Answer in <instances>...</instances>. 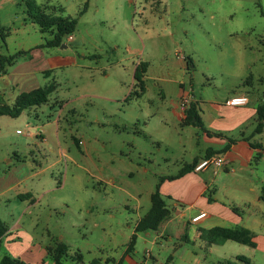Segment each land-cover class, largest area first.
<instances>
[{
  "label": "rangeland",
  "instance_id": "obj_1",
  "mask_svg": "<svg viewBox=\"0 0 264 264\" xmlns=\"http://www.w3.org/2000/svg\"><path fill=\"white\" fill-rule=\"evenodd\" d=\"M36 1L47 14L78 23L73 40H65L67 49H42L60 55L66 63L62 69L50 77L36 73L32 87L14 72L11 76L19 80L20 92L49 85L56 90L47 103L17 118L0 117V170L9 160H21L36 173L24 185L36 203L0 196L6 202L0 204V218L11 226L22 217L27 228L48 230L57 243L77 244L74 249L89 264L103 252L123 251L137 213L151 208L160 176L176 175L192 152L193 128L171 114L181 84L198 101H224L227 88L239 84L244 62L256 55L264 76V49L246 51L249 44L260 47L264 38V0ZM22 4L0 0V56L25 54L52 38L30 22ZM178 49L194 68L162 75L165 55ZM139 62L154 67L143 91L132 72ZM254 89L262 94L264 85L255 82ZM2 95L8 103L16 100ZM29 130L38 136L29 137ZM259 244L264 248L263 241ZM190 248L200 256L193 264H228L251 256V248L232 241L212 249L199 241ZM256 256L257 264H264L263 251L257 249ZM172 264L186 263L177 258Z\"/></svg>",
  "mask_w": 264,
  "mask_h": 264
},
{
  "label": "crops",
  "instance_id": "obj_2",
  "mask_svg": "<svg viewBox=\"0 0 264 264\" xmlns=\"http://www.w3.org/2000/svg\"><path fill=\"white\" fill-rule=\"evenodd\" d=\"M17 1L23 3L27 12L26 0H1V5L6 2L17 3ZM133 2L134 0H128L129 5ZM24 22L26 25L27 21ZM40 45L21 55L22 59H16L13 66H8L7 71L0 74V80L4 81L0 90L5 96L8 93L15 100L23 93L20 92L19 80L11 78L13 72L22 77L25 87H32L36 73L50 77L57 69L60 70L65 66L64 59L57 53L44 54L42 49L45 48L36 49ZM260 45V47L257 44L246 45V51L249 49L253 53L263 50L264 38L260 39ZM61 48L67 49V46L63 44ZM131 53L133 54L134 51ZM165 59V64L161 66L162 75L184 74L194 68L191 58L181 49L176 50L175 54L167 53ZM39 60L42 62L41 66L34 64ZM259 60L256 55L244 62L242 65L244 71L239 77V84H232L227 88V98L224 101H198L193 93L186 91L181 84L182 87L177 93V105L171 110V114L180 120L181 125H184L188 112L193 108L198 121L193 119V123L190 124V128H193L190 129V134L194 143L190 147L192 152L186 154L182 160L184 166L176 175L160 176L158 188L167 213L157 229L137 233L134 252L126 254L127 245L135 232L136 225L150 209L145 214L138 212L137 218L129 226L128 241L123 251L116 255L110 251L103 252V256L95 260H99L101 264H117L120 260L123 261L122 264H172L179 258L186 264L198 263L200 256L189 249V246H195L199 241L210 249L219 245L210 244L203 237L208 230L215 227H242L252 233L255 246L241 245L251 248L249 251L251 256L247 258L251 264H257V249L262 250L264 254V248L259 244L260 241L264 242V202L261 199L264 188V121L259 129L257 114L258 108L264 104V92L260 94L258 89H254L255 82L264 85V76H261L257 69ZM32 62L33 64H30ZM139 64L140 62L135 64L132 69L134 80ZM11 68L15 70L10 71ZM153 69V65L146 62L144 82L146 78H154L151 77L154 73ZM162 80L168 81L165 77ZM186 95L192 96L193 102L184 114L180 108V101ZM241 95L249 99L246 106L231 107L226 104L229 98ZM186 129L189 128L183 127L181 130L184 132ZM39 136L45 139L43 133ZM180 142L185 148L181 139ZM212 155L223 156L224 166L218 169L208 168L200 172H195L193 168L188 169ZM187 157L190 158V162H187ZM7 163V167L3 171L0 170V196H5L6 202L24 201L30 198L32 203H36L33 193L27 192L24 188L25 183L33 179L36 173L29 171L25 162L21 160L18 164H11V160ZM6 202L0 200V204ZM140 208L141 205L138 204L137 209ZM201 213H205L206 216L193 221ZM0 219L8 227V231L0 240V262L4 256H10L26 264H56L48 249L54 248L57 242L52 239L48 230L38 233L35 229L27 228L21 222L22 217L15 219L11 226ZM34 224L38 225L33 220ZM62 239L64 241L63 237ZM67 243L70 256L81 252L74 249L77 244ZM183 249L188 253L183 254ZM62 263L75 264L69 258L64 259ZM79 264H86L85 259Z\"/></svg>",
  "mask_w": 264,
  "mask_h": 264
},
{
  "label": "trees",
  "instance_id": "obj_3",
  "mask_svg": "<svg viewBox=\"0 0 264 264\" xmlns=\"http://www.w3.org/2000/svg\"><path fill=\"white\" fill-rule=\"evenodd\" d=\"M26 8L28 16L32 23L38 25L42 33H52V38L46 40L45 43L41 44L36 49L42 48H59L65 43V38L69 35H73L76 28L78 20L72 17H64L47 14L45 7L39 5L36 0H26ZM260 7V6H259ZM84 12V11H83ZM264 16V12H262ZM2 33V29H1ZM24 55V53H19L12 55L10 57L1 56L0 58V74L7 71L8 66H13L16 62V57L18 55ZM27 54V53H25ZM146 73V65H139L136 70V80L141 88L144 90V75ZM56 90L55 85H49L45 87H40L34 89L30 92H23L17 96L15 102L11 105L8 104L2 93L0 92V117L10 116L12 118L19 117L25 110L33 107L40 106L47 103L49 95ZM258 120L259 129L262 127V122L264 121V104L258 108ZM193 119L198 121L197 115L193 112V108L188 112L187 118L184 125H190L193 123ZM209 157V156H207ZM195 165L190 166L188 169L193 168ZM261 199L264 202V188L262 190ZM152 206L149 212L138 222L135 227V232L131 236V239L126 248V254H132L135 250L137 233L146 232L150 230L157 229L159 223L167 213L165 202L163 201L159 188L157 187L155 193L151 197ZM8 231L7 225L0 219V240ZM210 244H222L226 241H234L240 244L249 245L251 247L255 246L252 240V233L242 227H215L208 230L204 236ZM49 253L53 255L56 264H63L64 259H71L75 264L83 263L84 257L81 252H76L74 256H70L69 247L63 242L56 244L54 248L49 247ZM236 262H228V264H251L250 260L246 257H237ZM108 262V261H107ZM123 261L120 260L117 264H122ZM0 264H26L20 259H13L10 256H4ZM90 264H101L99 260H93Z\"/></svg>",
  "mask_w": 264,
  "mask_h": 264
},
{
  "label": "built area",
  "instance_id": "obj_4",
  "mask_svg": "<svg viewBox=\"0 0 264 264\" xmlns=\"http://www.w3.org/2000/svg\"><path fill=\"white\" fill-rule=\"evenodd\" d=\"M67 41H72L73 37L72 35H69L65 38ZM193 102V97L190 95H186L184 97H182L181 101H180V108L181 111L186 114V112L189 110L191 103ZM249 103V99L248 97L241 95V96H234L231 97L227 100L226 104L231 106V107H242V106H246ZM17 134L22 135L23 132L18 130ZM28 136H37V134L31 132L30 130L28 131ZM225 164V159L223 156L220 155H212L210 157H206L202 160H200L194 167V171L195 172H200L203 171L205 169L208 168H214V169H218L223 167ZM206 214L205 213H201L200 215H198L197 217H195L193 219V221H198L199 219L205 217Z\"/></svg>",
  "mask_w": 264,
  "mask_h": 264
}]
</instances>
